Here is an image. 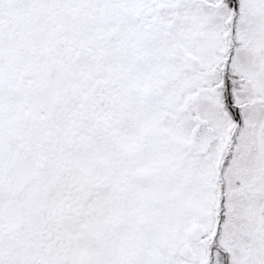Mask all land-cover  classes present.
Masks as SVG:
<instances>
[{
	"label": "snow or ice",
	"instance_id": "obj_1",
	"mask_svg": "<svg viewBox=\"0 0 264 264\" xmlns=\"http://www.w3.org/2000/svg\"><path fill=\"white\" fill-rule=\"evenodd\" d=\"M0 264H264V0H0Z\"/></svg>",
	"mask_w": 264,
	"mask_h": 264
}]
</instances>
